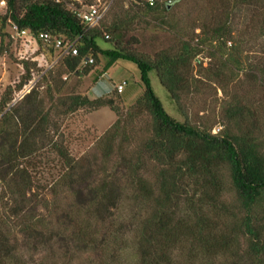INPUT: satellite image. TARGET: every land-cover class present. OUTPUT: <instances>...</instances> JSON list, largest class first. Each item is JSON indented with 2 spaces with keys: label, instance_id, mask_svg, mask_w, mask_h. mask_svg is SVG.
Returning a JSON list of instances; mask_svg holds the SVG:
<instances>
[{
  "label": "trees",
  "instance_id": "trees-1",
  "mask_svg": "<svg viewBox=\"0 0 264 264\" xmlns=\"http://www.w3.org/2000/svg\"><path fill=\"white\" fill-rule=\"evenodd\" d=\"M140 1L133 0L124 17L111 23L101 20L90 28L73 9L95 0H6L7 14L0 16L1 42L11 38L9 20L45 46L49 58L56 57V51L59 58L73 44L77 55L61 56L58 74L93 75L94 98L71 94L49 109L31 93L14 104L10 89L0 98V264H116L123 248L111 245L118 240L111 211L127 192L141 213L131 264H184L194 258L204 264H264L263 92H258L257 102L254 96L235 95L225 101L222 128L212 134L210 126L168 115L149 79L155 71L184 115L182 94L189 90L192 65L200 55L217 61L207 69L214 79L231 82L232 72H242L249 84L261 87L264 56L247 60L241 48L258 44L264 53V0H217L221 4L211 10L224 9L223 13L198 27L196 38L176 33L175 44L151 58L130 49V21L152 17L164 24L180 0L171 6L167 0H154L151 6ZM239 11L247 13L242 21L235 17ZM40 34L49 39L44 41ZM56 40L62 42L61 49L55 48ZM98 40L110 47L100 46ZM85 58L94 64L82 66ZM118 60L136 66L143 86L142 96L128 108V123L144 117L147 122L138 142L127 137V147L137 143L131 149L114 150L109 144L105 162L96 168L85 166L53 142L52 111L58 108V114L67 115L108 107L117 112L113 97L119 93L105 87L102 76ZM24 64L16 91L28 83L35 65ZM50 79L56 81V75ZM118 121L105 141L115 139ZM49 145L61 164L50 201L34 193L33 182L40 168L37 157ZM112 153L118 160L111 165ZM181 256L188 259L179 261Z\"/></svg>",
  "mask_w": 264,
  "mask_h": 264
},
{
  "label": "rangeland",
  "instance_id": "rangeland-1",
  "mask_svg": "<svg viewBox=\"0 0 264 264\" xmlns=\"http://www.w3.org/2000/svg\"><path fill=\"white\" fill-rule=\"evenodd\" d=\"M132 1L103 0L109 4V8L101 23H111L117 16L124 17L125 11ZM219 4L221 3L217 0H180L176 6H173L169 17L165 15L167 18L163 19L164 24L152 17L133 19L128 26L129 30H127V39L131 44L130 49L151 58L156 52L174 45L176 33L181 32L186 37L196 38L200 32L198 27L210 22L214 14L218 15L221 11L223 13L224 9L221 11H217L216 8L211 10L212 6L219 7ZM246 14L239 11L235 17L242 21ZM235 22L239 23L237 20ZM97 43L104 48L110 47L108 43L100 40ZM241 49L245 51L243 56L250 61H256L257 58L264 56L258 44L245 45ZM55 55L56 57L49 58V50L45 46L37 44L33 38L18 39L11 36L9 39L5 37L1 42L0 36V98L7 89H10L13 91L12 103L14 104L31 93L43 99L45 109L52 108L57 99L66 98L71 94H80L93 99V75L84 77L63 74L60 76L58 71L61 67V60L58 58L57 51ZM25 62L35 65L30 68L31 75L28 83L23 86L22 90L16 91L17 85L25 74ZM104 62H106L105 59L102 60V63ZM216 65L217 61L208 59L205 54L198 56L193 62L189 90L182 94L183 112L186 115L178 111L168 92L161 86L155 71H151L149 79L152 89L166 113L180 122H184L186 119L192 125L210 126L211 133L215 134L222 128L221 107L225 101L235 95L247 99L254 96L253 101L257 102L259 100L258 92L261 91L264 95V83L261 87L258 83L249 84L248 76L242 72L236 76L237 72H232L231 82L227 80L223 83L214 79L212 75L208 74L207 69ZM224 73L229 74L227 69H224ZM49 75L51 77L56 75V81L50 79ZM102 83L105 87L110 86L114 90L118 85L123 86L119 96L113 97L117 112L108 107H102L98 110L80 109L72 114L60 115L56 112L57 108L56 111H52L50 124L53 142L62 144L75 161L93 168L105 162L104 152L109 144L113 145L114 150L117 146L131 149L134 144H137L132 143L127 147V137L135 138L138 142L144 129L143 125L147 122L145 117L131 123H128L126 118L128 108L143 94L139 71L133 63L118 60L102 76ZM52 96L54 100L50 101ZM117 121L115 139L105 141V136ZM40 154L36 160L38 162L36 167L37 165L40 167L37 170L38 173L32 172L34 193L50 201L53 196L52 185L59 175L61 164L57 154L52 151L51 145ZM116 156L115 153L111 154V165L117 162L118 157ZM111 213L115 220L112 230L118 237V240H115V243L111 245L123 248L114 263L131 264L136 259L134 243L136 227L141 217L139 205L133 200L132 193L127 192L118 208L113 209ZM181 259H183L182 256L179 257V261ZM187 259L184 258L183 261ZM184 264H204V261H197L194 258Z\"/></svg>",
  "mask_w": 264,
  "mask_h": 264
},
{
  "label": "built area",
  "instance_id": "built-area-1",
  "mask_svg": "<svg viewBox=\"0 0 264 264\" xmlns=\"http://www.w3.org/2000/svg\"><path fill=\"white\" fill-rule=\"evenodd\" d=\"M51 1L56 4L66 3L68 1L80 2V0H51ZM145 2L150 6L154 4V0H145ZM174 3H175V0L166 1V4L168 6H171ZM69 6H71V4ZM108 8H109V4H107L106 2H103V0H95L94 4L91 6L82 7V8H74L73 13L83 24L91 28L99 24V22L103 19V17L107 13ZM6 14H7V2L6 0H0V15L4 16ZM8 23H9V28L11 31V36L13 38H18V39H23V38H28V37L32 38L28 30L20 29L18 25L10 22L9 20H8ZM39 38L43 39L44 41H47L49 39L47 35H43V34H40ZM61 45H62V42L60 40L55 41L54 46L56 49H61ZM64 55H71V56L77 55L76 47H74L73 44H70L67 48L63 50L61 56H64ZM92 63H93L92 58H85L84 61L82 62L84 66L90 65ZM122 90H123L122 85H118L116 87L117 93H121Z\"/></svg>",
  "mask_w": 264,
  "mask_h": 264
},
{
  "label": "water",
  "instance_id": "water-1",
  "mask_svg": "<svg viewBox=\"0 0 264 264\" xmlns=\"http://www.w3.org/2000/svg\"><path fill=\"white\" fill-rule=\"evenodd\" d=\"M137 3H140L141 1L140 0H136Z\"/></svg>",
  "mask_w": 264,
  "mask_h": 264
}]
</instances>
